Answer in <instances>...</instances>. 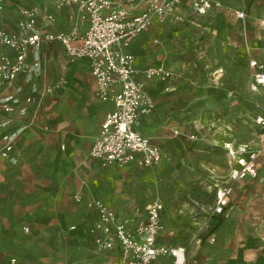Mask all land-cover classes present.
Here are the masks:
<instances>
[{"label":"crops","instance_id":"1","mask_svg":"<svg viewBox=\"0 0 264 264\" xmlns=\"http://www.w3.org/2000/svg\"><path fill=\"white\" fill-rule=\"evenodd\" d=\"M54 1L6 0L0 13V27L15 32L19 7L37 6L36 30L41 33L68 32L77 25L79 35H82L88 25L87 17L76 4L56 7ZM157 22L154 20L149 29L156 28ZM144 32L127 48L134 54L136 66L142 68L149 66L150 62V55L146 61L139 57L148 48L145 43L148 40L141 41L146 38ZM75 43H79V39ZM0 53L12 54L3 46H0ZM35 59L40 63L37 77L28 81L24 73H18L10 83H0V99L12 93L19 107L26 96L35 95L33 86L52 84L60 78L64 82L47 92L39 104L29 105L25 112H5L0 106V147L6 135L15 133L9 156H0V200L3 199L8 208H28L27 217L22 214V219L11 220V223L39 222L45 226L40 232L44 240H62L69 234L71 240L84 241L85 245L74 241L77 246L66 249L65 254L69 255L67 264H123L119 247L95 248L88 227L96 220L97 213L88 202L100 199L121 218L136 223L144 218L146 205L158 199L162 204L159 217L163 225L158 243L171 246L193 244L196 262L191 264H264V200L261 198L264 154L257 159V176L238 181L224 212L211 213L215 202L214 180L222 178L226 181L229 173L222 143L232 141L256 146L248 137H236V123H212L214 130H222V135L196 137L212 144L204 147L207 157L197 162L205 172L211 173L212 183L190 184L193 177L187 175L186 183L174 189L175 186L164 183L167 179L165 166L174 163L176 151L172 145L178 139L174 133L177 128L173 119L175 87L170 83L172 77L145 80L146 92L153 99L154 108L134 125L139 133L160 148L161 161L153 167L133 162L123 166H102L91 157L90 148L98 136L103 117L113 104L96 97V83L87 59L68 60L59 40L43 42L38 50H32L28 60ZM185 101L189 99H181V103ZM183 124L187 128L193 125ZM204 124L197 123L196 133ZM186 140L189 148L190 141ZM183 152L188 151L182 149V155ZM169 187L173 192L181 193L178 206L169 200L172 195L168 194ZM190 199L196 204H190ZM217 215L221 216L219 226L211 233H200L205 220L214 216L213 220ZM211 237L213 241L209 240ZM52 253L60 254V249L54 248ZM10 258L11 262L15 261ZM30 258L34 256L28 255V262ZM25 261V258H19L16 264H25ZM161 264H168V261H161Z\"/></svg>","mask_w":264,"mask_h":264},{"label":"built area","instance_id":"2","mask_svg":"<svg viewBox=\"0 0 264 264\" xmlns=\"http://www.w3.org/2000/svg\"><path fill=\"white\" fill-rule=\"evenodd\" d=\"M6 0H0V13ZM196 13H205L211 8L209 0H192ZM179 0H55L56 7L76 4L88 19V25L79 35L77 25L68 32L41 33L35 29L39 10L37 6H20L15 32L0 27V46L7 47L12 54L0 53V83H10L18 73H24L31 81L40 73V63L28 60L32 50H38L43 42L59 40L68 60L85 58L96 89V97L103 102H111L113 107L103 117L98 136L90 148L91 157L102 166L117 164L123 166L133 162L141 166L153 167L162 159V151L148 137L139 133L134 125L138 119L150 113L154 101L145 88V80L158 77L165 79L169 72L161 65L138 67L134 54L127 48L142 32L148 30L154 20L163 21L170 16L177 17ZM218 4V3H216ZM141 7L139 10H137ZM50 16V15H49ZM47 16V17H49ZM235 16L242 18L243 10H236ZM264 26V17L262 19ZM79 39V43H75ZM249 90L264 88V64L257 59L249 60ZM63 78L55 83L40 87L33 86L35 95H28L19 107L12 93L0 99L5 112L18 110L25 112L29 105H37L44 95L63 84ZM264 125V116L257 119ZM15 133L5 136L0 147V156L8 157L13 148ZM229 173L224 184H218L212 214H221L229 204V196L234 185L247 177L257 176V159L264 154V131L256 146L243 142L222 143ZM79 198V195L77 196ZM264 200V182L261 191ZM96 209L97 218L88 227L97 250L119 247L123 264H191L193 244L171 246L158 243L163 229L159 211L162 207L158 199L146 205L145 216L134 223L132 219L121 218L100 199L88 202ZM74 226H71L73 228ZM209 228V219L201 226V231ZM28 227H24L28 231ZM211 241L214 239L211 237Z\"/></svg>","mask_w":264,"mask_h":264},{"label":"rangeland","instance_id":"3","mask_svg":"<svg viewBox=\"0 0 264 264\" xmlns=\"http://www.w3.org/2000/svg\"><path fill=\"white\" fill-rule=\"evenodd\" d=\"M209 1L211 8L199 14L192 0H179L177 17L157 20L156 28L146 30L143 33L146 38L141 40L142 43L148 40L145 42L148 48L139 57L142 61L150 58L149 66H163L169 76L159 79L172 77L170 83L175 87L173 119L178 139L172 147L176 158L164 171L167 177L164 183H170L174 189L186 183L187 175L193 177L190 184L212 183L211 173L197 165L198 160L207 157L204 147L212 144L196 138L222 135V130H214L212 123H236V137H248L252 145H257L264 131V125L257 121L259 116H264V88L250 91L248 85L249 60L257 59L264 64V0ZM236 10H243L244 16L236 17ZM182 98L189 101L181 103ZM183 123L193 125L187 128ZM197 123H205L199 127V133H196ZM186 139L190 141L189 148ZM182 149L188 152L182 155ZM214 182L217 190L225 179ZM168 194H172L171 203L177 205L181 193L169 187ZM189 202L196 204L191 199ZM27 209L5 207V201L0 200V264H16L19 258H25V264H67L66 249L77 246L74 241L85 245L79 239L71 240L69 234L62 240H44L40 232L45 226L39 222H10L22 219V214L27 217ZM26 226L28 231L24 230ZM54 248H59L60 254H53ZM28 255L34 256L29 262ZM10 257L15 261L11 262Z\"/></svg>","mask_w":264,"mask_h":264},{"label":"trees","instance_id":"4","mask_svg":"<svg viewBox=\"0 0 264 264\" xmlns=\"http://www.w3.org/2000/svg\"><path fill=\"white\" fill-rule=\"evenodd\" d=\"M213 217L209 219V228L204 233H211L221 223V216L217 215L213 220H211Z\"/></svg>","mask_w":264,"mask_h":264}]
</instances>
